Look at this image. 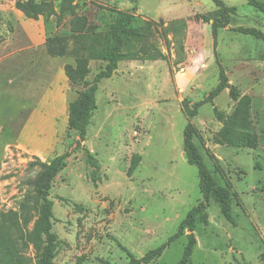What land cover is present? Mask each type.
<instances>
[{
    "label": "rangeland",
    "instance_id": "obj_1",
    "mask_svg": "<svg viewBox=\"0 0 264 264\" xmlns=\"http://www.w3.org/2000/svg\"><path fill=\"white\" fill-rule=\"evenodd\" d=\"M26 1L0 0V211L32 203L29 182L39 167L31 161L68 152L49 195L57 237L53 264H126L139 258L165 243L203 200L197 167L187 162L183 148L190 122L216 183L235 192L232 223L218 203L208 202L207 221L199 219L193 231L190 264H264V41L237 30L264 33V13L249 0H220L234 10L228 25L218 29L215 56V0H137L135 33L125 39L117 70L98 83L97 108L81 139L67 118L68 103L83 86L69 83L64 65L85 57L92 79L105 66L110 24L132 4L35 0L41 13L33 19L20 8ZM25 24L32 36L44 25L42 36L31 41ZM56 35L66 36L62 56L50 51L49 39ZM216 58L229 86L250 98L237 127L239 98L229 88L192 118L182 111L184 101L192 107L217 86ZM31 215L28 230L36 208ZM188 233L148 264H176ZM18 246L36 264L34 245Z\"/></svg>",
    "mask_w": 264,
    "mask_h": 264
},
{
    "label": "trees",
    "instance_id": "obj_2",
    "mask_svg": "<svg viewBox=\"0 0 264 264\" xmlns=\"http://www.w3.org/2000/svg\"><path fill=\"white\" fill-rule=\"evenodd\" d=\"M137 0H130L132 7L119 11L118 16L112 22L108 29V46L103 54L105 61L104 68L100 69L92 79H87L90 73L88 59L85 57H76L75 64H65L64 73L71 85L82 84L83 88L78 92V96L68 103V125L77 132L81 139L86 136L87 127L91 122L92 115L97 108L96 91L98 83L104 78L111 77L118 68V63L123 55L122 49L125 39L135 33L132 23L135 20L134 10ZM220 7L219 17L211 22V31L214 39V53H216L217 32L219 28L225 27L229 23L230 13L234 7L223 4L220 0H215ZM250 4L264 13V3L256 0H249ZM24 14L33 19H37L41 13L40 6L35 0H27L20 5ZM75 16V13L72 12ZM238 31L251 34L264 41V33L254 27H238ZM49 39V38H48ZM48 39L46 42H48ZM50 42H54L52 47ZM66 36L56 35L49 39V46L52 55L62 56L65 54ZM57 43V46L55 45ZM217 59V58H216ZM219 67V81L217 86L212 89L207 97L196 102L189 107L184 101L182 105L183 113L188 117H194L198 109L204 104L212 101L223 90L229 88L230 96L238 99L237 108L233 114V127L239 126L242 116L249 110L250 98L247 95L239 96V90L236 86H229L226 72L220 61L216 60ZM197 131L192 123H187L183 132V148L187 162L197 167L199 176V188L203 200L196 206H193L185 218H183L177 231L169 237L162 245L147 251L139 258L131 257L126 264H148L160 257L164 249L180 236L186 235L188 240L184 246L181 259L176 264H190L191 255L196 245V239L193 234L196 223L199 219L207 221L206 207L210 200L219 204L221 214L229 221L234 222L232 211V202L235 192L230 186L218 185L207 168L203 157L198 151L194 137ZM68 152L56 155L49 161L34 159L31 166H38L39 171L29 182L34 189L32 203L21 201L19 211L8 210L0 211V264H30L29 261L20 252L18 243L28 244L31 242L36 250V264H53L55 256V247L57 243L56 234L52 231V201L49 198L52 182L58 173L67 166L66 158ZM134 167L132 163L131 168ZM36 208L37 217L33 222L32 229L28 230L27 225L32 220L31 210Z\"/></svg>",
    "mask_w": 264,
    "mask_h": 264
},
{
    "label": "crops",
    "instance_id": "obj_3",
    "mask_svg": "<svg viewBox=\"0 0 264 264\" xmlns=\"http://www.w3.org/2000/svg\"><path fill=\"white\" fill-rule=\"evenodd\" d=\"M26 24L24 25V27H25V29L27 30V32L29 33V35H30V38H31V41H34V39H36V38H40L41 36H42V33L44 32V25H40V26H37V30H38V32H39V34H38V36H32L31 34V31L28 29V28H26ZM49 89V88H48ZM53 89V88H52ZM52 89H50V92H52ZM44 99H45V97H44ZM48 99V98H47Z\"/></svg>",
    "mask_w": 264,
    "mask_h": 264
},
{
    "label": "water",
    "instance_id": "obj_4",
    "mask_svg": "<svg viewBox=\"0 0 264 264\" xmlns=\"http://www.w3.org/2000/svg\"><path fill=\"white\" fill-rule=\"evenodd\" d=\"M79 144H80V140H77V141H76V145H79Z\"/></svg>",
    "mask_w": 264,
    "mask_h": 264
}]
</instances>
